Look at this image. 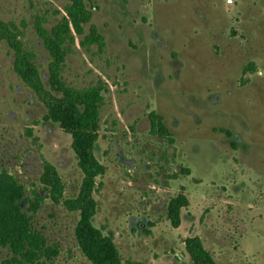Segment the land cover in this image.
<instances>
[{"label":"rangeland","instance_id":"rangeland-1","mask_svg":"<svg viewBox=\"0 0 264 264\" xmlns=\"http://www.w3.org/2000/svg\"><path fill=\"white\" fill-rule=\"evenodd\" d=\"M69 4L0 0V21L21 32L45 88L51 59L34 24L41 18L50 31ZM84 5L90 20L66 42L61 79L103 89L94 155L105 171L96 180L93 225L111 233L121 264H193L184 248L192 237L216 264H264V0ZM91 27L102 47L83 45ZM151 113L167 137L151 133ZM45 115L0 42V172L27 200L40 196L32 225L55 253L37 264H90L74 237L78 215L53 205L39 182L44 162L61 177L66 198L83 180L70 136ZM181 187L188 206L173 228L167 207ZM10 260L0 248V264Z\"/></svg>","mask_w":264,"mask_h":264},{"label":"trees","instance_id":"trees-1","mask_svg":"<svg viewBox=\"0 0 264 264\" xmlns=\"http://www.w3.org/2000/svg\"><path fill=\"white\" fill-rule=\"evenodd\" d=\"M65 16L50 31L43 28L44 22L36 18L34 29L41 39L51 59L48 68V87L45 88L39 72L33 63V53L23 48L19 37L21 32L9 23L0 21V42L13 53V70L17 77L44 104V119L52 122L71 138V150L76 157L77 166L83 180L77 195L64 196V184L53 165L44 162L39 182L53 205H60L70 213H76L78 220L74 237L83 257L90 264H121V256L113 242L111 233L103 234L96 228L92 219L97 211L93 197L97 178L103 176L105 168L94 155L95 144L99 138L100 108L103 104L102 87L90 86L76 89L61 79L62 65L70 49L66 42L73 43V35H81L83 26L90 20L84 0H69ZM103 46V37L94 27L84 38L83 45ZM249 65L244 72H252ZM151 133L167 137L162 118L149 115ZM171 143L172 140L169 139ZM36 199L27 200L24 188L8 173L0 172V248L11 254V264H37L41 258L52 256L55 252L48 247L43 235L34 229L32 216L40 207ZM24 206H27L26 209ZM188 206L185 189L180 188L167 207V218L173 228L180 224V214ZM184 248L193 264H216L213 257L204 249L197 237L186 239Z\"/></svg>","mask_w":264,"mask_h":264}]
</instances>
